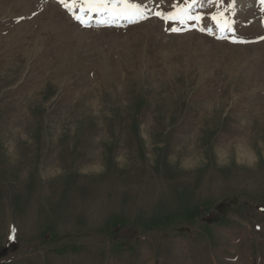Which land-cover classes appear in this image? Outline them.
Segmentation results:
<instances>
[{
  "label": "rangeland",
  "instance_id": "374dc122",
  "mask_svg": "<svg viewBox=\"0 0 264 264\" xmlns=\"http://www.w3.org/2000/svg\"><path fill=\"white\" fill-rule=\"evenodd\" d=\"M134 2L0 0V264H264V5Z\"/></svg>",
  "mask_w": 264,
  "mask_h": 264
},
{
  "label": "snow or ice",
  "instance_id": "6c2138e0",
  "mask_svg": "<svg viewBox=\"0 0 264 264\" xmlns=\"http://www.w3.org/2000/svg\"><path fill=\"white\" fill-rule=\"evenodd\" d=\"M58 2L72 14L77 22L84 26L89 25L94 13L105 17L106 21L123 20L129 24L146 19L150 14L149 9L140 3L134 2V0H71L70 3L66 2V0H58ZM195 3L196 0H192L191 3L185 0L186 6L177 7V5L173 4L174 11L172 12L155 11L152 14L166 23L169 21L179 22L183 26H187L188 22L192 21V28L200 32H206L208 35H213V28L202 23L204 20L203 15L191 13V8ZM259 3L264 5V0H259ZM229 8L233 11L235 10V0L229 5ZM224 11H228V8ZM262 11H264V7H262ZM210 19L215 24L216 31L219 33L216 37L217 39H231L233 43L244 42L235 35L233 28L234 21L226 17L223 11H218L211 15ZM167 30L180 32L183 28L172 26ZM225 33H232V36L228 37ZM259 39H264V37H260Z\"/></svg>",
  "mask_w": 264,
  "mask_h": 264
},
{
  "label": "bare ground",
  "instance_id": "6f19581e",
  "mask_svg": "<svg viewBox=\"0 0 264 264\" xmlns=\"http://www.w3.org/2000/svg\"><path fill=\"white\" fill-rule=\"evenodd\" d=\"M17 98V97H16ZM27 126V125H26Z\"/></svg>",
  "mask_w": 264,
  "mask_h": 264
}]
</instances>
